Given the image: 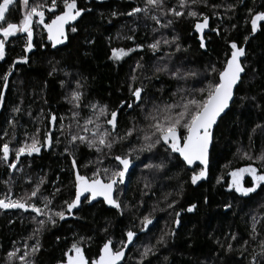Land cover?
Instances as JSON below:
<instances>
[{
	"label": "trees",
	"instance_id": "trees-1",
	"mask_svg": "<svg viewBox=\"0 0 264 264\" xmlns=\"http://www.w3.org/2000/svg\"><path fill=\"white\" fill-rule=\"evenodd\" d=\"M57 2L59 7L55 12L59 14L62 4L60 0ZM34 4L50 5L51 0H29V5ZM77 5L85 11L76 21L65 26L67 39L64 43L53 47L47 40L43 25L34 28V47L27 54L24 52L26 34H17L6 42L5 57L0 60V90L4 92V98L0 100V137H3L0 145L10 141V147L16 148L22 140V135L16 134V131L32 135L39 128L40 123L36 125L28 120L27 111H31L32 119L43 116V126L39 128L41 138L45 131L52 132L54 148L50 152L44 151L30 166V160L24 161L14 174L0 161V198L7 197L9 191L13 199L23 197L31 193L43 178L38 196L28 202L43 208L42 197H48L52 201L49 208L53 212L65 210L64 202L74 198L71 158L64 152L67 126L73 124L72 131H77L72 111L79 112L78 120L83 125L84 119L92 115V110L85 105H106L109 113L118 110L122 100L131 102L133 99L130 84L144 87L142 97L145 109L153 102L170 101L172 92L178 86L201 87L202 83L198 81L206 82L204 78L208 77L212 66L222 68L225 56L230 55L231 41L236 42L238 47H247L243 63L246 75L231 110L221 119L215 131L205 184L192 185L189 179L192 172L177 156L166 153L163 147L139 153L138 158L134 154L130 158L137 162V168L130 175L126 188L119 190L121 203L128 205L122 212L101 205L84 206L75 218L60 220L54 217L56 223L46 224L36 235L34 229L38 225L33 220L34 215L13 213L7 216L0 210V264H18L21 262L18 257L26 250L24 247L27 245L31 252V246L37 240L39 251L27 258L33 264L62 262L64 252L76 241L91 261L98 257L99 249L107 240L111 239L115 246H120V242L126 240L128 230L139 233L140 237L124 264H264V255L260 254L261 241H264V186L248 197L238 195L227 186L231 179L228 173L234 169L249 164L258 171L262 169L260 161L247 159L244 153L252 157L264 153V30L250 35L248 11L249 8L253 13L264 11V0H207L206 5H190L192 10L211 20L212 32L206 36L207 52L201 49L194 34L196 19L186 15L187 8H179L178 0H165V10L176 7V10L184 12L181 17L159 16L161 24L172 21L167 27H160L143 13L126 15L134 7H144V0H77ZM230 5L233 7L230 8ZM44 11L45 17L50 19L52 13L47 11V7ZM113 12L118 15L113 16ZM6 15L7 22L19 23L23 15L19 0H15ZM198 19L202 21V16ZM73 26L77 28L76 32L71 31ZM129 36L132 39H128ZM173 37L176 38L174 43L164 45L161 42L158 51L148 48L156 40L172 41ZM137 45L143 47L137 48ZM176 45L180 46L179 51ZM112 48L134 51L114 61L110 59ZM166 53L171 54L170 59ZM24 55L28 57L27 63H13ZM137 62L143 65V69L136 68ZM162 64L197 75L187 81H176L163 73L154 75L155 67ZM53 67L57 71L49 75ZM133 69H136L135 73ZM6 72H10L7 85L2 79ZM133 75L137 76L135 81L130 79ZM77 80L83 86L79 89L83 96L80 108L73 109L65 97L76 87ZM61 81H64L63 86ZM250 97H255V100ZM17 106L21 111L13 112ZM49 114H54L57 122L50 125ZM61 117L64 118V135L60 131ZM9 120L14 122V129ZM143 123L141 109L134 105L132 109L119 111L117 131L123 135L128 128L142 126ZM139 144L134 134L129 140L115 145L111 155H123L129 147H139ZM74 157L77 170L89 177L98 165L116 166L114 160L105 156H100L104 164L97 163L98 154L85 144L78 143ZM162 162L165 167L161 170L144 168L145 164ZM145 183L150 187L146 188ZM245 186H249V182ZM173 201L176 202L174 206L168 208L167 205ZM192 204L196 205L194 213H186ZM225 205L230 207L225 208ZM180 211L184 214L175 235L166 236L162 244L157 243L162 232L174 228L175 212ZM149 213L153 222L145 231L141 230L142 217ZM253 216L259 221L255 239L250 236ZM37 219L46 220L47 217ZM145 246L152 248V253L141 257ZM17 249L18 256L13 262L8 261L7 254ZM36 254H39L38 257Z\"/></svg>",
	"mask_w": 264,
	"mask_h": 264
},
{
	"label": "snow or ice",
	"instance_id": "snow-or-ice-1",
	"mask_svg": "<svg viewBox=\"0 0 264 264\" xmlns=\"http://www.w3.org/2000/svg\"><path fill=\"white\" fill-rule=\"evenodd\" d=\"M15 0H0V59L5 57V45L10 37H15L17 34H26V43L24 45V52L27 54L33 47V35L34 28H38L43 25L44 31L47 33V40L51 42L53 47L62 44L67 39L65 35V26L72 21H76L78 17L82 16L85 9L79 8L77 0H60L62 4V10L59 14H56L55 10L59 7L57 0H51L50 5L34 4L29 5V0H19L21 10L23 12L22 19L19 23L7 22V15L11 11ZM199 3L207 4V0H178V6L180 9H188L186 15L188 17L196 19L194 23V30L197 33L203 32L208 27V16L198 13L190 8V5H196ZM45 7L47 11L52 13L51 18L45 22ZM230 8L233 6H229ZM250 15L251 34H255L258 30H264V11H257L253 13L251 8L248 9ZM143 13L145 17L155 21L160 27L169 26L172 21H167L166 24H161L159 16L172 15L175 17H181L184 15L183 11L176 10V7L167 8L165 10V0H144V7H134L131 11L127 12L128 16H136ZM159 13V15H157ZM113 16L118 13L113 12ZM202 16V21L198 17ZM35 18V19H34ZM6 24V26H5ZM155 30V29H154ZM72 32H76L75 26L71 27ZM215 31V29H213ZM132 39L131 36L127 37ZM176 40L173 37L172 41L167 39L156 40L148 45V48L153 52L158 51L161 42L164 45L174 43ZM248 37H245V41ZM90 42V41H89ZM137 48H142L143 45H137ZM200 47L205 48L203 38L200 40ZM180 46L176 45V50L179 51ZM230 55L225 56L223 67L217 69L212 66L208 70V78L205 77L206 82L202 83L201 87L186 88L178 86L171 94L170 101H162L160 103L153 102L151 107L145 109L142 93L145 92L143 86L133 87L129 85V91L133 98L131 102L122 100L118 106V110H112L110 113L106 105H99L97 103H90L85 105L92 110V115L84 119L83 125L79 123L78 111H72V121L75 124L77 131H72L73 124L67 126V145L64 152L71 158V164L74 174V198L71 201H65V210L53 212L49 205L52 201L48 197H42L43 208L37 206L34 203L28 201L32 197H37L40 190V185L44 183V179L40 178L37 184L33 187L31 193H26L25 196L16 199L11 198V191L7 197L0 198V209H30L36 215L33 220L38 227L34 229V234L39 235L40 231L48 223L55 224L56 219L63 220L66 213L68 215L73 214V209H79L83 203H91L97 197L103 198V203L111 208L122 212L124 208H127V204H122L120 197L116 195L119 191L118 186L123 185L126 182V174L129 173L130 166L133 164V160L130 158L134 154L137 155L142 152H152L158 147H163L166 153L178 154V158L182 160V163L187 165L191 170L190 182L192 185H196L198 181L204 179L207 175V169L210 163V144L213 137V127L217 124L218 119L222 118V114H226V110L230 108V102L234 100L235 89L238 88L241 81V74L245 71V66L242 65L240 58L245 55V49L242 46L237 45L236 42H229ZM134 49L125 50L123 48H112L110 59L114 61L121 60L124 56ZM166 56L171 58L170 53H166ZM160 59H164L161 57ZM28 57L24 55L18 58V61L13 63H27ZM136 68L143 69V65L137 62ZM57 69L53 67L49 75L55 73ZM136 69H133L135 73ZM166 74L171 79L176 81H187L190 78L195 77L197 74L190 71H182L181 68L176 67L173 70L169 64H162L156 66L154 69L155 74ZM10 72H6L2 77L4 84L7 85L8 76ZM67 75V73H65ZM148 78V77H146ZM158 78V77H157ZM132 81L137 79L136 75L130 77ZM76 87L71 91L70 95L65 97L73 109L80 108V101L83 93L79 90L83 86L80 81L75 82ZM61 85H64V81H61ZM4 92L0 90V100H3ZM241 99H244L243 97ZM249 99L255 100V97ZM139 107L143 116L142 126H133L128 128L123 135L117 131L118 128V113L125 108L132 109L133 106ZM259 107V105H257ZM21 109L19 106L13 109V112H19ZM104 118V119H102ZM49 124L57 122V117L54 114H49ZM8 123L13 125L14 122L9 120ZM61 135L65 134L64 118L59 119ZM91 125L92 127H89ZM107 127H106V126ZM259 127V126H257ZM40 129L29 137L25 133V140L21 141L16 148H10V141L4 142L0 145V161L4 162L7 167L15 169L17 163L21 157L27 155L31 157L33 154H39L42 148H50L52 145V138L49 131H45L43 134V140L39 136ZM83 133V134H82ZM5 130V135H7ZM90 134V135H89ZM136 135L140 144L139 147L132 145L127 149L123 155L112 156V149L115 145L129 140L130 137ZM3 139V137H0ZM12 139H15V133L13 131ZM57 143L59 139L57 138ZM79 144H85L89 149H94L98 154L97 163H102L100 156L110 157L116 162L115 167H103L96 168L92 175H82L77 170V162L74 157V152ZM107 150V151H105ZM10 153H14V159L10 160ZM245 158L254 159L261 162L262 169L258 171L256 167L251 164L232 170L228 173L231 177L228 182V189L234 190L235 193L243 197H248L250 194L256 192L258 188L264 186V153L259 156L252 157L247 153H244ZM201 166L197 171L192 167L194 164ZM91 163V162H90ZM165 167L164 163L157 165L145 164V169L156 168L161 170ZM245 174L251 177V185L245 186L247 183L244 180ZM219 182V180H218ZM145 187H150L148 183H145ZM59 191V189H57ZM168 195H171L170 193ZM167 199V196H165ZM176 202L168 204V208H172ZM230 205H225V208H229ZM196 208L195 204L190 205L186 211L192 212ZM155 211V208L153 209ZM46 216L47 219H37V217ZM177 219L173 221V224L179 225L180 212H175ZM55 217V218H54ZM153 218L151 213L144 215L141 220V230L147 229L152 224ZM259 223L257 218H252V231L250 236L255 239L254 233H256V225ZM137 234L128 230L125 233L126 240L120 242V246H115L111 239L107 240L103 246L99 249V254L96 259L89 261L79 246V241L73 242L68 251L64 252L65 259L58 264H121L123 257L125 256L124 249L133 242V238ZM175 230L170 229L167 232H162L159 236L157 243H164L166 236H174ZM31 238V237H30ZM83 239V238H81ZM233 239L235 236L233 235ZM247 243V241H245ZM154 247V246H153ZM261 255H264V241H261ZM26 250L18 258L22 264H33V261L27 259L30 255L29 250ZM231 249V244L228 246ZM40 249L39 240L31 246V253L38 252ZM17 250L9 252L7 255L9 259L16 257ZM71 253V254H70ZM152 253V248L145 246V250L140 254L141 257H147ZM256 260V256H253V261Z\"/></svg>",
	"mask_w": 264,
	"mask_h": 264
},
{
	"label": "flooded vegetation",
	"instance_id": "flooded-vegetation-1",
	"mask_svg": "<svg viewBox=\"0 0 264 264\" xmlns=\"http://www.w3.org/2000/svg\"><path fill=\"white\" fill-rule=\"evenodd\" d=\"M49 21V19H47V17H45V22L47 23ZM197 38V37H196ZM1 112V111H0ZM27 113H30V111H27ZM41 113H43V111L41 112ZM30 120V119H29ZM43 125H39V128H41ZM29 127V126H28ZM34 129H36V127L34 126ZM49 134H50V136H51V138H52V145H51V147L50 148H42L41 149V152L39 153V154H33L31 157H29V156H27V155H24V156H22L21 157V159H20V161L17 163V166H16V168L15 169H9L8 167H6L7 169H9L10 171H11V174H14L15 172H16V170H17V168L20 166V164H22L24 161H26V160H30V163H29V166H30V164H32L33 162H35L34 160H38V158L40 157V155L44 152V151H46V152H50L51 150H53V148H54V137H53V134H52V132H49ZM11 148V147H10ZM13 148V147H12ZM14 149V148H13ZM175 156H177V158H178V155L177 154H174ZM15 157H14V153H10V160H12V159H14ZM180 160V162L182 163V161H181V159H179ZM102 164H104V161H102ZM183 164V163H182ZM132 165H134V168H132V170H131V172H130V174L128 175V177H127V179H126V182H125V184H123V185H119L118 186V188H119V190L121 189V188H126V186L128 185V180H129V177H130V175L135 171V169L137 168V162L136 161H133V164ZM131 165V166H132ZM184 166H185V164H183ZM33 166V165H32ZM186 167V166H185ZM199 167L200 166H197L196 167V169H199ZM187 168V167H186ZM187 170H188V168H187ZM78 171H79V169H78ZM244 180L246 181V182H249V186L251 185V177L250 176H248L247 174H245V177H244ZM207 182V179H202V180H200V181H198L197 182V184L195 185V186H198V185H200L201 183H206ZM246 184V183H245ZM263 187V186H262ZM259 189V188H258ZM74 195H75V192H74ZM116 195H118L119 196V191L116 193ZM239 195V194H238ZM12 199H13V197H11ZM94 205H101V206H103V207H106V208H108V209H113V208H111L110 206H108V205H106V204H104L103 203V201H99V202H96V203H93V202H91L90 204L89 203H83V204H81V206L79 207V209H73V214H71V215H67L65 218H75V216H76V214L81 210V208L82 207H84V206H94ZM196 209V208H195ZM194 209V210H195ZM0 210H2L3 212H5L6 214H7V216H9V215H11V214H13V213H23L24 215H27V216H29V215H36L35 213H31V212H27V213H25V212H23L21 209H15V208H9V209H0ZM194 210L192 211V212H187L186 211V213H188V214H190V213H194ZM183 214H184V212H182V211H180V217H179V220H180V224H181V220H182V216H183ZM41 217V216H40ZM39 217V218H40ZM27 219V218H26ZM175 219H177V217H175ZM173 226H174V230H175V232L179 229H176V225L175 224H173ZM145 231V230H144ZM143 233V232H142ZM137 234V239L140 237V234L139 233H136ZM137 239H136V241H137ZM136 241H135V243H136ZM134 243V244H135ZM134 247V246H133ZM132 247V248H133ZM24 249H25V247H24ZM27 250H28V248H27ZM131 251V250H130ZM129 251V252H130ZM19 252H17V254H18ZM30 254H31V256L33 255L31 252H30ZM38 255L39 254H36L35 256H37L38 257ZM84 255H85V257L87 258V256H86V254L84 253ZM128 255H129V253H128ZM128 255H127V257H128ZM18 255H16V257H17ZM30 257V255L28 256V258ZM15 258V257H14ZM14 258H11V259H9V257L7 258L8 259V261H10V262H13L14 261ZM88 259V258H87ZM127 259V258H126ZM89 260V259H88ZM126 261V260H125ZM125 263V262H124ZM123 263V264H124ZM18 264H22V262H19Z\"/></svg>",
	"mask_w": 264,
	"mask_h": 264
},
{
	"label": "water",
	"instance_id": "water-1",
	"mask_svg": "<svg viewBox=\"0 0 264 264\" xmlns=\"http://www.w3.org/2000/svg\"><path fill=\"white\" fill-rule=\"evenodd\" d=\"M243 2H245V0H243ZM211 32H212V29H211V20H210V19H208V27L205 28V29L203 30V32H201V33H197V32H195V30H194V34H195L196 37H197V41H198V43L200 44V40H201V38H203V40H204L205 48H203V49L201 48L204 52H207V41H206V36L209 35ZM243 47H244V49H245V55H244L243 57L240 58V61H241L242 65H243V63H244V61H245V59H246V57H247V47H246V46H243ZM245 75H246V69H245L244 73L241 74V81L239 82V86H238V88L240 87V85H241V83H242V80H243V78H244ZM238 88L235 89L234 100H235V98H236V93H237ZM234 100H233L232 102H230V108L226 110V114L231 110V107H232V105H233V103H234ZM226 114H222V118H223ZM222 118H219L217 124L214 125V127H213V137H212V141H211L210 149H209V151H210V159H211V151H212V147H213V143H214V135H215V131H216L217 127L219 126V123H220V121H221ZM177 155H178V154H177ZM181 161H182V160H181ZM185 166L188 168L189 171H191L187 165H185ZM197 166H199V165H198V162H197V164H194L192 167L196 168ZM200 167H201V166H200ZM132 168H134V165L130 166L129 173L126 174V179H127L128 175L130 174ZM209 169H210V163H209V166H208V169H207V175H206V177H205L204 179H207V178H208V175H209ZM99 201H103V198H102V197H97V198H96L95 200H93L92 202H93V203H96V202H99ZM21 210H22L23 212H25V213H27V212H31V213H33L30 209H28V210L21 209ZM179 217H180V216H179ZM178 219H179V218H178ZM178 228H179V225H176V229H178ZM136 239H137V235L133 238V242L130 243L129 246H128L127 248L124 249V251H125V256L123 257V259H122V261H121V264H123V263L125 262V260H126V258H127V255H128V253H129V251L132 249V247L134 246V243H135Z\"/></svg>",
	"mask_w": 264,
	"mask_h": 264
},
{
	"label": "rangeland",
	"instance_id": "rangeland-1",
	"mask_svg": "<svg viewBox=\"0 0 264 264\" xmlns=\"http://www.w3.org/2000/svg\"><path fill=\"white\" fill-rule=\"evenodd\" d=\"M261 23H262V22H261ZM0 60H1V59H0ZM39 112H41V111H39ZM39 112H38V113H39ZM31 116H33V112L30 111V113H29V119L31 118ZM39 116H40V115H39ZM42 117H43V116H42ZM42 117H41V119H40V118H33V119L31 118V119H30L31 121H30L29 119H28V120H29L30 122H32L33 124L38 125V123H40L39 125H41ZM16 134H18V135H22V140H21V141L25 140L26 137H25V133H24V131H20V132H17V131H16ZM27 135H28V134H27ZM28 136L30 137L31 135H28ZM39 136H40V139L43 140V138H41V134H40V133H39ZM15 141H16V139H15L13 142H15ZM21 141H19L18 144H20ZM98 167H99V168H102L103 166L98 165ZM30 255H31V254H30ZM27 258H28V257H27Z\"/></svg>",
	"mask_w": 264,
	"mask_h": 264
}]
</instances>
